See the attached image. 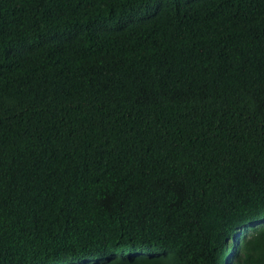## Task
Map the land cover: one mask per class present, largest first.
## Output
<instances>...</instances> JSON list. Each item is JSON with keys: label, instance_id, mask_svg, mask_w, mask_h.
<instances>
[{"label": "trees", "instance_id": "trees-1", "mask_svg": "<svg viewBox=\"0 0 264 264\" xmlns=\"http://www.w3.org/2000/svg\"><path fill=\"white\" fill-rule=\"evenodd\" d=\"M0 264H264V0H0Z\"/></svg>", "mask_w": 264, "mask_h": 264}, {"label": "clouds", "instance_id": "clouds-1", "mask_svg": "<svg viewBox=\"0 0 264 264\" xmlns=\"http://www.w3.org/2000/svg\"><path fill=\"white\" fill-rule=\"evenodd\" d=\"M256 226H259V223H257V224L254 225V227H256ZM251 230H252V228H250V226H246L245 228H243V229H241V230L239 231V235H240V234H243L244 232H245V233H248V232H250Z\"/></svg>", "mask_w": 264, "mask_h": 264}]
</instances>
